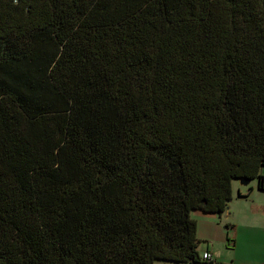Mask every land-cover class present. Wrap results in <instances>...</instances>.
I'll list each match as a JSON object with an SVG mask.
<instances>
[{
	"label": "trees",
	"instance_id": "16d2710c",
	"mask_svg": "<svg viewBox=\"0 0 264 264\" xmlns=\"http://www.w3.org/2000/svg\"><path fill=\"white\" fill-rule=\"evenodd\" d=\"M263 170L264 0H0V264L216 263Z\"/></svg>",
	"mask_w": 264,
	"mask_h": 264
},
{
	"label": "crops",
	"instance_id": "0c3cea01",
	"mask_svg": "<svg viewBox=\"0 0 264 264\" xmlns=\"http://www.w3.org/2000/svg\"><path fill=\"white\" fill-rule=\"evenodd\" d=\"M257 190L263 198L258 199L259 193L252 188L247 202L253 203L254 207H249L252 210L249 213L244 210L243 220L234 219L231 215L232 200L222 215L201 209L191 211V216L197 221V237L202 241L198 247L200 256L209 252L216 263L155 261L154 264H264V211H260L264 205V189L257 186Z\"/></svg>",
	"mask_w": 264,
	"mask_h": 264
},
{
	"label": "rangeland",
	"instance_id": "374dc122",
	"mask_svg": "<svg viewBox=\"0 0 264 264\" xmlns=\"http://www.w3.org/2000/svg\"><path fill=\"white\" fill-rule=\"evenodd\" d=\"M264 172V170H263ZM258 178H255L253 180H251L249 183H242V181L240 179H234L232 181L233 184V199L230 202L231 207H233V209H230L231 215H233L234 219H240L243 220L244 216V210H246L248 213L251 212L252 210L249 207H254V204L251 203L250 201L247 202V198L249 197V193L251 192L250 189L253 188L256 192L255 193H259L257 195L258 199H262L263 198V194H260V190H257V186H258ZM243 193L240 194V191ZM247 203V206H246ZM260 211H264V205L262 204V207L260 209ZM157 263H166V261H160V260H156Z\"/></svg>",
	"mask_w": 264,
	"mask_h": 264
},
{
	"label": "built area",
	"instance_id": "2783aa9c",
	"mask_svg": "<svg viewBox=\"0 0 264 264\" xmlns=\"http://www.w3.org/2000/svg\"><path fill=\"white\" fill-rule=\"evenodd\" d=\"M202 259H205V260H212V256L209 252H205L203 253V255L201 256Z\"/></svg>",
	"mask_w": 264,
	"mask_h": 264
},
{
	"label": "water",
	"instance_id": "95a60500",
	"mask_svg": "<svg viewBox=\"0 0 264 264\" xmlns=\"http://www.w3.org/2000/svg\"><path fill=\"white\" fill-rule=\"evenodd\" d=\"M242 183H249L250 179H241Z\"/></svg>",
	"mask_w": 264,
	"mask_h": 264
}]
</instances>
